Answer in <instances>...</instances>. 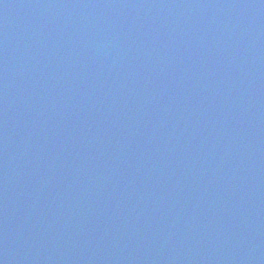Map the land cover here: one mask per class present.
Here are the masks:
<instances>
[{"label":"water","instance_id":"1","mask_svg":"<svg viewBox=\"0 0 264 264\" xmlns=\"http://www.w3.org/2000/svg\"><path fill=\"white\" fill-rule=\"evenodd\" d=\"M0 264H264V0H0Z\"/></svg>","mask_w":264,"mask_h":264}]
</instances>
